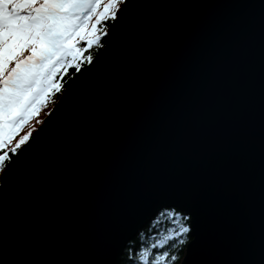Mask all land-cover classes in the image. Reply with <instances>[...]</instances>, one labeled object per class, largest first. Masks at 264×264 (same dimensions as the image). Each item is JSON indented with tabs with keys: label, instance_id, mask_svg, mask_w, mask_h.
I'll list each match as a JSON object with an SVG mask.
<instances>
[{
	"label": "water",
	"instance_id": "water-1",
	"mask_svg": "<svg viewBox=\"0 0 264 264\" xmlns=\"http://www.w3.org/2000/svg\"><path fill=\"white\" fill-rule=\"evenodd\" d=\"M108 38L0 174V264H119L162 206L181 264H264V0H128Z\"/></svg>",
	"mask_w": 264,
	"mask_h": 264
},
{
	"label": "snow or ice",
	"instance_id": "snow-or-ice-1",
	"mask_svg": "<svg viewBox=\"0 0 264 264\" xmlns=\"http://www.w3.org/2000/svg\"><path fill=\"white\" fill-rule=\"evenodd\" d=\"M127 5L128 0H0V174L21 163L30 141L39 139L35 124H44L39 116L63 91L64 77L95 63L92 50ZM156 212L149 228L154 234L138 251L128 250L130 264H181L180 252L192 245L190 215L170 206ZM139 239L145 241L143 233Z\"/></svg>",
	"mask_w": 264,
	"mask_h": 264
},
{
	"label": "trees",
	"instance_id": "trees-1",
	"mask_svg": "<svg viewBox=\"0 0 264 264\" xmlns=\"http://www.w3.org/2000/svg\"><path fill=\"white\" fill-rule=\"evenodd\" d=\"M113 23V21H109L108 22V29L109 27L111 26V24ZM109 38L108 36H104L102 37V40H101V46L99 48H94L92 50V55L94 56V58L99 54L100 50L104 47V45L107 44ZM80 72H75V70H71L69 72V75L68 76H65L64 77V80H63V91L56 94V96L54 97V102L50 103L48 108L44 109L40 116H39V119L40 120H44V118L49 114V112L51 111V109L53 108V106L55 105V103L58 101V99L63 95V93L65 92V90L73 83V81L78 77ZM39 124H35V127L37 128ZM179 211V210H177ZM155 219V217L146 225L144 226L139 232L138 234L132 238L129 242V245L130 247L128 248V250L131 248L134 252L135 251H138L139 250V247L142 243H145L147 242V239L148 237H150L151 235L154 234V231L153 232H149V228L151 227V224H152V221ZM170 226V225H169ZM143 233L144 236H145V241H140V234ZM128 250L126 252V259L129 261V258H128ZM156 251H163V250H153V252L155 253ZM185 252H186V247H183V251L180 252V261L182 260V258L184 257L185 255ZM130 262V261H129ZM128 264V263H126Z\"/></svg>",
	"mask_w": 264,
	"mask_h": 264
},
{
	"label": "flooded vegetation",
	"instance_id": "flooded-vegetation-1",
	"mask_svg": "<svg viewBox=\"0 0 264 264\" xmlns=\"http://www.w3.org/2000/svg\"><path fill=\"white\" fill-rule=\"evenodd\" d=\"M138 234V233H137ZM136 234V235H137ZM135 235V236H136ZM134 236V237H135ZM133 237V238H134ZM130 242V241H129ZM129 242L126 244V246L124 247V249H123V251H122V254H121V257H120V260H119V264H126V263H128V264H130V262L126 259V252H127V250H128V248L130 247V245H129Z\"/></svg>",
	"mask_w": 264,
	"mask_h": 264
},
{
	"label": "rangeland",
	"instance_id": "rangeland-1",
	"mask_svg": "<svg viewBox=\"0 0 264 264\" xmlns=\"http://www.w3.org/2000/svg\"><path fill=\"white\" fill-rule=\"evenodd\" d=\"M40 125V124H39ZM38 127V126H37Z\"/></svg>",
	"mask_w": 264,
	"mask_h": 264
}]
</instances>
